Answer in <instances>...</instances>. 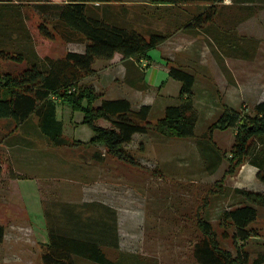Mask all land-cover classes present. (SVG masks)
Segmentation results:
<instances>
[{
	"label": "rangeland",
	"instance_id": "1",
	"mask_svg": "<svg viewBox=\"0 0 264 264\" xmlns=\"http://www.w3.org/2000/svg\"><path fill=\"white\" fill-rule=\"evenodd\" d=\"M42 1L67 2L5 0L0 48L22 51L28 62L46 56L58 58L69 50L83 49L82 41L67 42L59 35L49 41L38 32L37 26L44 19L38 7ZM185 9L187 15L172 6H158L149 0H123L111 4L92 3L88 12L144 33L152 30L172 33L181 26L174 25V15L178 19H189L192 11ZM192 24L195 25L193 21ZM195 39L191 46L196 49L193 54L196 57L173 58L171 54L170 58L172 65H184L196 76L192 95L198 112L195 135L190 138L163 135L153 125L149 133H138L125 144L135 163L117 158L103 143H91L86 137L88 133L89 138L93 134L91 128L78 124L77 114L82 113L71 112L66 104H58V117L62 119L68 142L64 146L53 145L42 133L26 141L17 136L16 131L23 133L25 129L35 128V116L22 123L23 127L11 119H0V163L5 172L3 185H0V224L5 226L4 240L0 242V264H44L42 255L47 250L50 231L78 233L80 229L73 231V228L80 224L82 235L94 234L105 224L108 230L104 235L108 241L101 248L118 264H199L193 247L204 235L199 225V218L203 217L211 221L222 245L235 250L241 240L235 242L222 236L221 214L237 198L233 193L234 184L253 190L261 188L262 184L257 174L247 169L240 173L247 162L233 174H226L237 127L214 130L213 141L223 154L215 171L208 169L211 162L207 156L212 154L214 159L216 155L211 151L212 146L207 145L210 140L203 134L225 106L240 110L244 119L255 115L256 104L264 100V58L259 56L238 64L236 60L222 57L220 42L206 43L202 33H197ZM207 47L211 52L205 51ZM150 54L151 57H144L145 69L164 63L157 49ZM27 65L26 61L1 60L0 74L16 73ZM110 71L116 70L113 67ZM118 82L125 85L120 78ZM173 84L172 79L166 82L165 91L172 92L170 96L178 102V89ZM163 87L160 88L164 90ZM160 88H143L144 97H138L135 91V95L125 93L135 105L146 101L153 104L154 124L164 113V99L169 98L168 95L162 97ZM108 93L120 95L124 90L119 88L118 92ZM98 123L110 125L104 120ZM47 152L48 172L36 170L35 167L44 166L38 161H44ZM12 176L20 178L17 182L20 196L14 187L7 186ZM250 226L253 233L244 243L254 257L264 251V209H260L257 220ZM228 231L232 232L230 228ZM78 264L96 263L80 258Z\"/></svg>",
	"mask_w": 264,
	"mask_h": 264
},
{
	"label": "trees",
	"instance_id": "2",
	"mask_svg": "<svg viewBox=\"0 0 264 264\" xmlns=\"http://www.w3.org/2000/svg\"><path fill=\"white\" fill-rule=\"evenodd\" d=\"M122 1L67 0L64 4L39 2V12L44 19L37 26L38 32L49 41H53L57 35L67 42L82 41L85 49L82 52L69 50L58 58L46 56L28 62L20 50L0 48V61L11 59L28 63L19 72L0 74V119H11L19 126L35 116L41 133L53 145L64 146L68 142L63 133V122L58 118V104H66L73 111L83 114L82 124L89 126L94 133L91 143H103L109 153L130 163H135V160L125 144L136 133H149L153 125L163 135L177 138L194 136L198 121V112L192 100L196 76L181 66L170 67V75L181 82L179 101L169 104L155 124L150 104L135 109L126 98L104 99L94 86L82 82L85 77L96 72L94 64L97 60L112 59L117 53L124 60L151 57V50L171 37L172 33L169 32L152 30L144 33L134 27L112 23L101 16H92L88 12L92 3L111 4ZM149 1L153 4L210 3L212 6L207 11L191 18L195 24H201L212 19L214 6L223 0ZM5 7V0H0V23L5 16ZM187 27H191L190 23L185 24L184 28ZM255 111V115L244 119L240 110L225 106L217 120L208 127V132L203 135L210 140L207 145L212 146L211 151L216 155L214 159L212 154L207 156L211 162L208 164L209 170H217L223 159L220 148L213 141L214 130L237 127L226 174H233L247 162L257 167V177L264 184V100L256 104ZM100 120L110 125L99 124ZM97 156L101 158L100 154ZM2 169L0 164V180ZM233 193L237 198L222 212L219 224L224 226V238L241 242L234 251L224 247L211 221L199 218L204 235L193 247L194 258L199 264H264V253L258 254L251 261L250 250L244 243L253 233L250 225L257 220L260 209H264V191L235 187ZM80 225L74 226L73 231L80 229L81 232ZM107 230L104 224V228L95 230L91 235L50 231L47 250L42 255L44 264H78L80 258L96 264H118L111 261L101 248L108 241L104 235ZM4 235L5 226L0 224V242L4 240Z\"/></svg>",
	"mask_w": 264,
	"mask_h": 264
},
{
	"label": "crops",
	"instance_id": "3",
	"mask_svg": "<svg viewBox=\"0 0 264 264\" xmlns=\"http://www.w3.org/2000/svg\"><path fill=\"white\" fill-rule=\"evenodd\" d=\"M158 6H162V7L172 6L174 7L175 11L176 9H178L181 12L183 11L185 14L187 13L184 11L186 10L185 9L186 7H188L189 10L192 11L189 13L190 17L188 20L186 18L178 19L177 16L174 15L172 21L174 25L176 24V26L180 24L181 25L180 29H175L172 32L171 37L166 42L160 44L156 48L159 51V57L164 63H161L160 66L157 65V67H153L152 69L151 67L145 69L144 68L145 64L143 63L144 58H141L140 60L137 59L122 60V55L120 53H117L112 59L97 60L96 63L94 64V67L97 70L96 74L91 77L89 76L88 78L87 77L84 78L82 82L94 86L97 92L102 94V98L104 99L126 98L131 101L135 109H138L143 104H150V105L153 104L151 102L146 101V102H142V104L140 105H135L133 104L130 96H128L125 93L134 94L135 91L138 97H144L142 94L143 88L156 89L157 86H159V88L160 87L162 88L164 86L163 87L164 90L160 88V93L163 95L162 97L164 98L165 95L169 96V98L164 99L166 101L164 105V109L169 104L177 103V101H175L176 98L170 96L173 95V93L169 92L168 90L165 91V83L169 82L170 79L174 81L173 85L175 86V88L178 89L176 91L178 94H180V89H181V82L170 75V67L172 66L170 59L172 58L171 54H174L173 58H177V57L182 59L193 58L194 56L193 54L196 53V49H194V46L192 47L191 44L194 41L195 37H197V33L198 34L202 33L204 35V42L206 43L208 42L214 43L215 41L220 42L221 50L219 52L222 55V57L225 58L226 60L233 59L236 60L238 64H241L244 63V61L246 60L258 58L259 56L264 58V0H223L214 6L215 7L213 9L214 15L210 21L203 22L201 24L196 23L195 25L192 24V20L190 18L192 16H197L201 14L203 11H207L208 8L212 6L210 3L158 4ZM189 23L191 27L184 28L185 24H189ZM196 40L197 38L195 39V42ZM84 49H85V45L83 46V49L74 50V51L82 52L84 51ZM211 50L212 49L210 47L209 48L207 47L205 51L209 53L211 52ZM230 52L232 54H230ZM194 57H196V55ZM116 61H119L117 65L115 64ZM119 64L122 66H118ZM177 66H181V65H177ZM113 67L114 70H116L115 72H117L118 74L117 76L114 74L115 72L110 71L111 68ZM181 67L185 68L184 65ZM117 77L118 80L120 78V81H124L125 83V85H123L124 88L122 84L121 85L119 84L118 80L116 81ZM262 77L264 79V72L262 74ZM94 78H97V80L96 81L89 80ZM119 88L124 90L123 94L119 95L116 93H108L110 91H115V90H117L118 92ZM100 101H98V103ZM72 111L73 110L71 109V112ZM73 112L75 113V111ZM33 118L34 117L30 119ZM77 118H78V124L82 125L83 114H81L80 116L77 114ZM36 121H37V125L34 126L35 128L32 131H29L28 129L24 128L25 131L23 133L16 131L17 136L19 135L20 139H23L25 141L26 139L32 140L34 136L39 137L41 132L37 118ZM20 126H22V124H20L19 127ZM93 135L94 133L91 134L89 138V133H88V136L86 137H88V139L90 140L93 137ZM44 156H45L44 161L43 160L38 161L39 163H43L44 166L41 165L39 168L35 167V169L45 170L48 172V152ZM0 164L2 165L3 168L0 185H3L5 172H4V165L2 163ZM247 166L250 167L249 169L252 170H248ZM13 168L14 170L16 169L15 167ZM245 169H247L246 171L251 172L252 174L255 175L257 174V167H255L254 165H251L249 163L245 164L241 168L240 173L242 174V172ZM19 179H20L19 177H14V176L10 177V179H8V182H6L7 186L14 187L18 192L17 182ZM46 183H47L46 190L44 191L47 194L48 181H46ZM260 183L262 184V187L256 190L264 191V184L261 181ZM235 187H244V186L239 184H234L233 188ZM42 189L44 188L42 187ZM18 195L20 196L19 192ZM260 253H264V251ZM257 256L258 254L254 257H252L251 255V261Z\"/></svg>",
	"mask_w": 264,
	"mask_h": 264
}]
</instances>
